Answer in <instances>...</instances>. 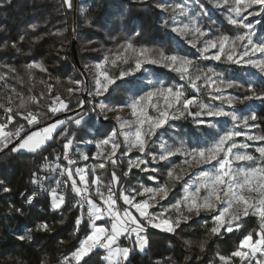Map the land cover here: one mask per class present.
<instances>
[{
	"label": "trees",
	"instance_id": "1",
	"mask_svg": "<svg viewBox=\"0 0 264 264\" xmlns=\"http://www.w3.org/2000/svg\"><path fill=\"white\" fill-rule=\"evenodd\" d=\"M139 1L72 0V7L69 9L64 0H0V75L4 77L0 79V105H3L0 107V123L6 121L5 109L11 107L14 119L8 123L6 130L19 132V138H23L56 119L75 116L77 112L86 117L80 126L72 123L61 126L53 134V138L36 153L11 152L8 149L0 151L2 182L0 187L6 186L10 189L7 193L0 190V264H61V260L65 256H70L79 246V241L89 232L90 222L87 220L86 206L79 231L75 229V222L80 217L81 210L74 206L79 197L72 191L70 185L64 196L65 204L58 210L52 209L50 196L36 195L32 188L33 173L40 177L39 169L45 158L50 162L55 161L57 156L63 158L62 145L66 142L61 138L63 131L68 132L73 142H79L89 137L90 129L95 126L96 115L91 111V105L86 104L80 109L76 106V101L81 98L77 97L74 91L72 93L67 91L69 87H78L73 81L85 78L84 68L102 61L103 56L107 54L109 63L106 69L110 76H115L121 69H127L129 65L134 64V53L127 54L128 64L117 62V65L112 66L110 61L116 53L118 44L129 39L137 48L149 49L150 58H154L159 51L165 54L180 52L197 56L192 49L178 48L172 37L171 17L176 14L172 7L181 0H168L166 4L168 11L165 13L157 7V4H162L164 0ZM200 4L208 9L207 16L198 20V25L208 31L205 39L215 35L237 34L235 26L228 23L226 6L217 7V0H199L195 7L198 9ZM259 10V6L254 5L244 12L248 21L255 22L257 37L264 35V13L259 16H251L248 13ZM165 19L169 21L168 25L165 24ZM74 39L78 62L75 61L72 49ZM223 61L224 57H221V61L213 63L209 60H199L197 67L202 71L213 68L215 72L223 74L222 78L226 83L232 81L234 85H242L239 88L235 86L226 88L230 93L242 97L244 89L249 87L243 75L245 68ZM37 63L42 67H35ZM29 65L33 66L28 67ZM154 66L167 87L175 85L180 80L179 73L160 65ZM213 78L219 83L220 77ZM136 82L135 79L118 80L117 84L121 87L116 88V85H113L106 94L107 99L104 97L103 100L110 105L123 103L130 97L132 86ZM218 85L223 88L220 83ZM252 87H255L257 93L264 91L260 81ZM114 88L116 91H113ZM200 88L201 100L213 101L208 98V85H201ZM184 89L191 90L188 87ZM56 96H60L69 103L70 109L74 110L51 115L49 106ZM189 107L193 111L197 110L193 105ZM258 107L256 114L258 119L255 123H259L260 127L255 131L264 134V102L260 101ZM28 112L38 114L40 123L27 124L23 116ZM104 127L106 135L109 129L108 126ZM204 128V126L198 128L192 123L191 118L177 120L165 125L161 133L155 137V141L162 137L171 145L174 139L178 141L182 138L186 146L191 148L196 146L197 136L205 134ZM16 143L18 139L14 140L9 148ZM182 159L173 156L171 160L174 164H181ZM60 163L67 167L63 160ZM127 163L126 160L117 159L115 167L111 163L106 164L104 169L96 168L95 174L102 176L104 183L107 184L111 179V173L115 171L119 177L118 193L121 188H139L141 180L144 183L148 182L144 178L145 174L138 170H132L129 175H125L128 172ZM89 164L91 182L94 177L90 170L98 162L92 161ZM162 165H168V162L156 165L161 169L155 174L161 184L167 179L168 170ZM169 186L171 187V184ZM94 187L95 185L90 184V191ZM180 189V182L171 187L168 203L171 204L180 197ZM92 198L99 203L95 196ZM246 220L247 223L242 229L220 234L211 232L214 224L210 217L205 216L184 221L174 233L149 227L148 243L144 251L132 252L129 256L130 264H221L219 256H231L227 242H233L237 248L243 238L242 233L253 229L258 231L254 217L250 216ZM40 223H46L48 230L38 229L37 225ZM29 235L31 239L19 238ZM256 238L254 236L253 241ZM185 241L191 243L186 244ZM120 243L124 247H132L131 240L121 239ZM104 255V250L97 249L85 257V260L87 264H106ZM231 263L239 264V260L235 257ZM80 264H84V261Z\"/></svg>",
	"mask_w": 264,
	"mask_h": 264
},
{
	"label": "snow or ice",
	"instance_id": "2",
	"mask_svg": "<svg viewBox=\"0 0 264 264\" xmlns=\"http://www.w3.org/2000/svg\"><path fill=\"white\" fill-rule=\"evenodd\" d=\"M193 2L198 4L199 0H193ZM64 3L67 8L72 7V0H64ZM254 5L259 6L260 10L249 12V15L259 16L264 13V0H222V2L217 0V7L226 6L228 23L235 26L237 34L234 36L223 34L210 36L208 39L203 40L200 47H197V41L208 36V31L195 24L191 28L194 38L186 41L199 53L198 60L221 61V57H224L223 62L225 63L255 69V72L246 71L243 73L247 78L245 83L249 87L244 89L242 97L225 96L222 88L215 86L214 91L218 95H212L211 93L209 95L213 101L219 100L222 102L221 105L217 106L214 103H205L203 100H198L195 94L191 98L186 97L183 84L158 87L157 83L159 82H153L149 79L146 87H151L152 91H144L143 94L134 93L119 105H110L105 103L103 99L97 100L96 98L99 97L107 99L106 94L109 93L110 86L116 85V88H120L121 85L117 84L118 80L123 81L125 77L141 72L142 69L147 73L148 69L145 68L147 64L160 65L179 73L180 80L190 85L195 93H199L201 90L197 85V81H200L202 77L204 84L215 85L212 78L216 76L220 77L219 83L224 88L242 87V85H234L232 81L226 83L222 78L223 74L215 72L213 68L202 71L197 67L193 71L198 74H190L189 69L194 65L193 59L180 55L178 52L165 54L163 51H159L154 58H150L148 56L150 50L144 47L137 48L131 39L118 44L116 53L110 63L112 66L117 65V62L128 64L129 56L127 54L134 53V64L129 65L127 69H121L115 76H109L108 71L105 70V64L109 63V56L105 54L102 58L103 62L96 64L97 75L93 76L89 84L85 85L84 81L77 80L73 83L81 85L80 87H69L67 89L69 93L73 91L86 93L87 97L92 98L88 100V103L92 106L91 111L97 112L98 116L103 114V119H108V112H118L124 108L131 109L132 115L136 118L134 121L136 127L133 133H124L126 145L124 151L121 152V158L127 156L133 150L145 153L149 142L155 146L156 141H153L152 137L156 136L157 130L164 128L170 120L191 118L192 123L197 125L198 128L200 125H205V134L197 136L196 146L191 148L186 146V142L182 138L178 141L174 139L171 145L167 141L158 138L160 139L159 151L148 150L147 158L137 156L135 159H129L128 166L129 169L134 167L141 172L158 173L161 170L160 168L152 167L149 169L147 167L148 158L154 164L168 161V165H162V167L168 168L165 182L161 184L156 175H150L149 180L157 181L155 187L141 184L139 188H121L118 193L119 177L115 171L111 173V179L107 184L104 183L102 176L95 174L96 168L104 169L108 162H111L113 167L116 166V153L121 148V143L117 140V131H111L106 138H93L85 141L87 144H94L96 151L93 159L98 161V164L90 170L94 177L91 182L87 166L73 168L76 161L69 156V151L73 146V138L69 137L66 130L63 131L61 138L66 140L62 145L64 150L63 159L67 161V167L61 166L59 156L56 157L55 164L49 163L45 158L43 165V170L56 173L54 176L44 177V179L55 183V187L50 189L52 207L54 209L61 208L65 202V197L61 193L70 185L72 191L79 197L74 206H78L81 210V215L75 222L76 231H79L81 221L84 219L85 206H87V220L90 223L88 224V234L79 241V246L70 256H65L61 260V264H80L81 261L87 264L85 257H88L97 249L106 251L107 254L103 257L106 264H130L129 256L132 252L136 250L144 251L148 243L147 231L149 227L174 233L180 227L182 220L186 221L190 218L185 212L195 213L197 216L200 215L201 211L213 212L215 226L211 228V232L217 234L220 233L222 228L227 233L242 229L244 224L247 223L245 218L250 216L258 218V231L253 229L242 233L243 238L238 250L232 252L229 257L219 256L221 264H231L232 259L235 257H239L240 261L247 260L251 264L255 254L264 251V134H250V131H248L260 127L259 123H255L258 118L254 109L248 108V114L238 115L235 109L229 111L223 107L225 103L231 107L236 101L240 103L253 100L264 102V91L257 93L255 87H252L259 80L261 88L264 89V35L257 37L255 24L248 21L247 16L244 15V12L253 8ZM157 7L162 8L165 12L168 11V7L164 4H157ZM186 9L187 4L183 0L172 7L173 12H178V15L171 17L172 25H176L180 17L191 20ZM196 14L197 18L207 16V10L200 4ZM165 24H169L167 19H165ZM34 27L35 25H33ZM186 30H189V24H183L182 27H171L173 33L182 37ZM121 49L123 51H120ZM212 49H216V52L211 53L210 50ZM32 66L29 65L28 67ZM35 67L40 68L42 66L37 63ZM3 78L0 75V79ZM174 87L176 88L175 91ZM116 88L113 91H116ZM50 93L51 86H49ZM161 100H163V103H161ZM84 105V99L76 101V106L80 109H83ZM190 105H193L197 110L193 111L189 107ZM0 107H3V105H0ZM149 108L153 110L152 114H149ZM72 110L74 109H70L69 103L62 100L60 96H56L49 106L51 115ZM12 111L11 107L5 109L6 121L0 123V151L8 149L11 152L27 151L36 153L47 141L53 138L57 128L66 126L69 123L80 126L84 120L83 114L77 112L75 116L56 119L39 131H33L23 138H19L18 133L5 131L8 123L14 119ZM203 117L227 119L221 123L218 120H205ZM23 119L29 125L40 123L38 114L32 112L24 115ZM117 119L119 120V117ZM227 120L231 121L230 127L227 126ZM130 123L129 121H122L119 127L123 129ZM218 123L221 124L220 127H217ZM169 127L172 126L169 125ZM242 136L245 137V142L238 143L236 138ZM17 139L18 143L9 148V145ZM255 142L261 143L257 144ZM106 146H110L107 151H105ZM250 148L258 155L249 152L248 149ZM77 151H79L78 148ZM173 156L182 157L183 165L188 168L199 166V170L193 174L190 182H184L180 198L170 205H164L161 201L167 199L171 187H175V184L183 179L182 175L175 174L180 165L172 162L170 158ZM81 159L88 161L89 156L81 153ZM237 162H245V164L241 166L237 165ZM141 165L145 166L141 167ZM182 171L186 173L187 169H182ZM40 181L41 177L33 173L32 182L39 183ZM78 181L81 186H78ZM90 184L95 185L92 191H90ZM169 184H171V187ZM0 185H2V182H0ZM0 190L6 193L10 191L6 186L0 187ZM201 192L204 193L203 196H201ZM93 196L102 203L94 200ZM137 197H142V199L138 200ZM117 200H122V208L117 205ZM157 205H159L158 210L150 211V209L157 208ZM182 205L185 211H181ZM217 205H221V207L218 208ZM97 222L101 223L98 224ZM37 228L48 230V225L40 223ZM254 236L257 237L255 241H253ZM122 237L131 240L132 247H122L120 244ZM19 238L31 239V236H20ZM185 243L189 244L191 242L185 241ZM245 248L249 251H244ZM257 264H264V259L259 260Z\"/></svg>",
	"mask_w": 264,
	"mask_h": 264
},
{
	"label": "rangeland",
	"instance_id": "3",
	"mask_svg": "<svg viewBox=\"0 0 264 264\" xmlns=\"http://www.w3.org/2000/svg\"><path fill=\"white\" fill-rule=\"evenodd\" d=\"M129 1H131V0H129ZM133 1L134 2H140L139 0H133ZM167 2H168V0H164L162 4H164L166 6ZM183 2L187 4L186 11L188 13V16L191 17V20H189L188 18H185V17H180L179 20H178V22H177V24L176 25H172V27L173 26L182 27L183 24H189V30H186L184 32L183 37L180 36V35H178V34H176V33H173L172 31H171V33H172L173 40H174V42H175V44L177 45L178 48L187 47L188 49H192V50H194L196 52L197 56H190L189 53H186L185 54V53H180L179 52L180 55L187 56L188 58L193 59L194 65H193V67H190L189 72H190V74L195 75L197 73H195L193 71V69L196 68L198 66V64H199V60L197 59V57H199V53L196 51L195 48H192L191 45L188 44L186 41L188 39H193L194 38L193 37V34H192V31H191V28H192L193 25L198 24V20H199L200 17L197 18V14H196L197 7H195V5L197 3H194L193 0H183ZM159 10H161V12L165 13V11L162 8H159ZM206 10H207V13H208V9H206ZM176 15H178V12H176V14L174 16H176ZM254 20H255V18H254ZM254 24H255V22H254ZM203 40H205V37H202L199 41H197V47H200L201 46V44L203 43ZM210 51H211V53H215L216 52V49H212ZM101 62H103V60L100 61V62H97V63H101ZM209 62L210 63H213L215 61L214 60H209ZM97 63H94V64H92V65L87 66V67L84 68L85 78L84 79H80V80L81 81H84L85 82V85L89 84L92 81L93 76L97 75L96 67H95ZM106 65L107 64H105V70H107L106 69ZM238 66L244 67L246 71H253V72L256 71L255 69L248 68V66H243V65H238ZM145 68L148 69V72L147 73H145L144 70L142 69L141 72L135 73L132 76H129V77H125L124 78V79H135V80H137V82L135 83V85L132 86L130 96H132L134 93L141 94V92H144V91H152L153 89L151 87H146L149 79H151L153 82H159V83H157V86L158 87L159 86L167 87L165 85V81L163 80L162 76L157 73L156 66L151 65V64H147V65H145ZM140 73H142L141 76L139 75ZM212 79H213V81H215V85H213V84H206V85H208L209 93H211L212 95H218V93H215L214 88H215V86H219L218 85L219 83L214 78H212ZM246 79L247 78L245 77V80ZM257 82H259V80ZM181 84H183L185 87H188V88L191 89L190 85H188L185 81H182V80H179L175 85L178 86V85H181ZM197 85H198V87H200L201 85H205V84H204V81L201 79L200 81H197ZM80 86L81 85H78V87H80ZM111 87L112 86H110V88ZM175 90H176V88L174 87V91ZM222 90H223L225 96L232 95V96L240 97V96H237V95H235L233 93H230V91H228L224 87L222 88ZM183 91L185 92V96L186 97L191 98V96L193 94H195L197 96V99L198 100H201V94H200V92L199 93H195V90H193V89H191L190 91H186L185 89H183ZM209 93H208V98H209V100H211V96L209 95ZM74 94L77 97H79L81 99H84L85 100V105L86 104H89L88 103V100L89 99H92L90 97H87V94L86 93H79V92L74 91ZM103 98L104 97H99V98H96V99L97 100H100V99H103ZM161 103H163V100H161ZM205 103H214L217 106H219V105H221L222 102L219 101V100H215V101H207ZM259 103H260V100H253V101H249V102H245V103H240L239 101H236V102H234V104L231 107L229 105H227L226 103L223 104V107L225 108V110H229V111L235 109L237 111V114L238 115L248 114L247 109L248 108H252V109H254L255 114H257L258 108H259L258 107L259 106ZM152 112H153V110L151 108H149V114H152ZM95 115H96L95 126L90 129V136L89 137H85L83 140L79 141L81 143V145H78L77 147L73 148V151H70L69 152V155H72V159L76 161V164L73 165V167H84V166H87V168H90L91 166L89 167V165H90L89 163H91L92 161H96L95 159H93L96 149H95L94 144H87V143H85V141L91 140L93 138H96V139L106 138V136L109 135L111 133V131H113V130H116L117 131V140L121 143V148L116 153V159L126 160L128 162L129 159H135L137 156H141V157H146L147 158V151L148 150H152V151H159L160 150L159 149L160 139H158L156 141L155 146L151 142H149L148 148L146 149V152L145 153H139L137 150H133L127 156H124V157L121 158V152L124 151V148H125V145H126V142L124 140V133H126V132L127 133H133L135 131V127H136V125L134 123V121H135L136 118L132 115L131 109L130 108H124L122 111H118V112H108L107 113L108 119H103V114H101V115L98 116L97 115V112H95ZM117 117H119V120L117 119ZM203 119H205V120H218L221 123H223L227 118H208V117H203ZM122 121H129L131 123L128 126H126L125 128L120 129L119 125H120V123ZM176 121L177 120H170L169 123L176 122ZM250 123H252V122L250 121ZM104 126H108V129H109V131H108L109 133H107L106 135H104V131H105V127ZM200 126H204L205 127V125H200ZM220 126H221V124L218 123L217 124V127H220ZM227 126H229V127L231 126V121L230 120H227ZM162 129L157 130L156 136H157V134H160L161 133ZM255 130H256V128L251 129V130H248V131H250V134L259 135V133H256ZM5 131L7 132L6 129H5ZM36 131H38V130H36ZM18 134H19V132H18ZM156 136L152 137V140L153 141H155V137ZM160 138L166 141V139H164L162 137H160ZM236 139H237L238 143L245 142V137H243V136L242 137H238ZM193 141L195 142V140H193ZM249 143H252V142H249ZM255 143L258 144V143H261V142H255ZM108 147H110V146H106L105 151H107V148ZM77 148L79 149V151H77ZM248 151L249 152H252L254 155H258V153H254L253 149H251V148L248 149ZM22 152H27V151H22ZM27 153H29V152H27ZM81 153L88 155L89 156V160L88 161H83L81 159ZM170 159H172V157ZM62 160L64 161V159L62 158V159H60V162ZM64 162L67 163V161H64ZM96 162H98V161H96ZM162 162H168V161H162ZM109 163H111V162H108L106 164H109ZM244 164H245V162H237V165L243 166ZM156 165L157 164L152 163L151 159L148 158V165H147V167L149 169H151L152 167H156ZM179 165H180V168H177L176 169V173L175 174H180L183 177V179L181 181H179L181 183V189H180V196H181V194L183 192L184 182L185 181H189V182L191 181V178H192L193 174L199 170V166H195V167H192V168H188L186 165H183L182 162ZM144 166L145 165H141V167H144ZM204 167H207V166H204ZM185 168L187 169V172L186 173L182 171V169H185ZM127 170H128L127 175H129L130 174V171H132V170H138V171H140L139 169L134 168V167L131 168V169H129L128 163H127ZM141 173H144L145 174L144 175L145 176L144 178L147 179V181H148V182L144 183L140 179L141 180V184H143L144 186H149V187H155L156 186L157 181H152V180H149L148 179V177L150 175H155L156 173H152L151 171L141 172ZM78 186H81L79 184V181H78ZM203 195H204V193L201 192V196H203ZM169 197L170 196L168 195L167 199L161 201V203L164 204V205H170V203H168ZM137 199L138 200L139 199H142V197H137ZM120 201H121V205H120V202H119V207L122 208L123 207V202H122V200H120ZM50 204H51V207H52L51 193H50ZM217 207L219 208V207H221V205H217ZM158 208H159V205H157V208L150 209V211H156V210H158ZM52 209H54V208L52 207ZM181 211H185L183 205L181 206ZM133 212H134V210H133ZM134 214H135V212H134ZM185 214L190 217L189 219L196 218V217H201V216L210 217V221L214 224V221H213V212H210V211H201L199 216L195 215V213L189 214V213H186L185 212ZM254 219H255V221L258 224V218L257 217H254ZM188 220H186V221H188ZM183 222H184V220L181 221V223H183ZM224 232L225 231L222 228L221 231H220V233H224ZM225 233H227V232H225ZM121 239H124V238L122 237ZM227 245H228L231 253L234 252V251H236V250H238V248L240 246L239 245L236 248V246H235V244L233 242H227ZM122 247H124V246H122ZM243 250L244 251H249L247 248H245ZM106 254L107 253L105 251V255ZM250 256H251V253H250ZM236 258L239 260V264H241V263L244 262V261H240V258L239 257H236ZM261 259H264V251L257 252L255 254V257L252 258L251 264H257V262L259 260H261ZM245 261H247V260H245ZM231 264H233V263H231ZM247 264H249V262H247Z\"/></svg>",
	"mask_w": 264,
	"mask_h": 264
},
{
	"label": "built area",
	"instance_id": "4",
	"mask_svg": "<svg viewBox=\"0 0 264 264\" xmlns=\"http://www.w3.org/2000/svg\"><path fill=\"white\" fill-rule=\"evenodd\" d=\"M69 156L72 159V155H69ZM64 161H66V160H64ZM48 162L49 163H52V164H55L56 163V161H52V162L48 161ZM44 163L45 162L42 163V165H41V167L39 169L40 170V173H41V175H40L41 181L39 183H33L32 182V188H33L34 194H36V195H39V196H44V195L50 196V193H51L50 189L52 187H55V183H54V181H50L48 179H44V177L54 176V175H56V173L47 172V171L43 170ZM58 178H61V177H58ZM61 179H63V178H61ZM58 191H60V190L58 189ZM61 194H64V196H65L66 189H64ZM119 202H120V200H117V205L118 206H119ZM99 203H102V202L99 201Z\"/></svg>",
	"mask_w": 264,
	"mask_h": 264
},
{
	"label": "crops",
	"instance_id": "5",
	"mask_svg": "<svg viewBox=\"0 0 264 264\" xmlns=\"http://www.w3.org/2000/svg\"><path fill=\"white\" fill-rule=\"evenodd\" d=\"M84 120H86V117L84 118ZM83 120V121H84ZM83 121H82V123H83ZM59 128H57V130H58ZM56 130V131H57ZM39 131V130H38ZM51 140V139H50ZM49 140V141H50ZM49 141H47L45 144H44V146L49 142ZM78 145H81V143L80 142H73V146H72V149L70 150V151H73V148H75V147H77ZM69 151V152H70ZM75 168V167H74ZM64 204H65V202H64ZM64 204L61 206V208L64 206ZM54 210H58V209H54Z\"/></svg>",
	"mask_w": 264,
	"mask_h": 264
},
{
	"label": "water",
	"instance_id": "6",
	"mask_svg": "<svg viewBox=\"0 0 264 264\" xmlns=\"http://www.w3.org/2000/svg\"><path fill=\"white\" fill-rule=\"evenodd\" d=\"M75 1H76V0H75ZM75 42H76V40L74 39V40L72 41V49H73V54H74L75 61L78 62V60H77V56H76V50H75Z\"/></svg>",
	"mask_w": 264,
	"mask_h": 264
}]
</instances>
